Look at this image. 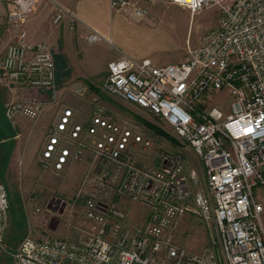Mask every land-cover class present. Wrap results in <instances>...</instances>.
Returning <instances> with one entry per match:
<instances>
[{
    "label": "built area",
    "instance_id": "2783aa9c",
    "mask_svg": "<svg viewBox=\"0 0 264 264\" xmlns=\"http://www.w3.org/2000/svg\"><path fill=\"white\" fill-rule=\"evenodd\" d=\"M5 1L13 31L0 57V77L9 87L40 91L56 103L54 54L45 41L27 43L22 29L40 0ZM47 1L54 7V26L66 18L70 30L82 23L71 10ZM163 4L192 15L213 6L220 19L181 63L155 66L119 51L107 65L102 91L169 128L191 150L200 171L189 169L182 153L168 150L145 163L152 139L110 115L96 99L86 122L61 104L39 158L55 173L85 165L75 195L84 205L85 226L74 240L29 231L11 254L13 264H264V210L254 196V190L264 194V0H110L109 8L140 23ZM86 40L107 41L91 28ZM85 90L81 86L73 93L81 96ZM223 90L231 99L228 115L202 99ZM44 111L41 101L4 104L10 122H35ZM122 195L147 208L141 226H132L114 204ZM64 204L57 202L56 209ZM9 213L0 180V250ZM187 215L213 223L211 248L192 253L175 243L174 232Z\"/></svg>",
    "mask_w": 264,
    "mask_h": 264
},
{
    "label": "rangeland",
    "instance_id": "374dc122",
    "mask_svg": "<svg viewBox=\"0 0 264 264\" xmlns=\"http://www.w3.org/2000/svg\"><path fill=\"white\" fill-rule=\"evenodd\" d=\"M223 1L230 2L231 0ZM84 4L86 6L83 7L84 14L82 15L86 23L99 28L107 41L88 43L86 27L79 22L75 24L71 32L73 42L68 48L70 58L75 70L86 71L93 78V83L85 80L86 83L79 84L86 85L83 95L72 96L84 98L85 100L82 99L83 107L89 103L91 110L95 104L94 99H96L99 104L110 109L108 111L110 115L140 127L145 136L153 141V147L149 155L145 157L147 160L144 161L148 165L153 162L157 153L168 150L182 153L187 157L189 169L199 172L198 160L184 143L175 138L169 128L160 124L156 118L147 120L139 111L114 101L102 91V85L107 77V65L111 60L118 58L119 51L136 60L147 59L155 66L185 61L187 49L199 47L208 32L217 27L220 19L218 9L210 6L192 15L186 9L163 4L153 9L148 21L138 23L123 16L110 15L109 12L106 15L102 12L101 17L104 5L100 1L93 0L91 3ZM7 19L8 5L5 0H0V37H5L8 33ZM6 46L5 43V48ZM48 46L51 47L50 43ZM3 54L2 52L0 57ZM58 94L59 90L56 93L59 100ZM202 99L209 101L211 106L217 107L224 115L230 114L231 99L226 90L214 92L211 95L204 93ZM83 107L77 110L80 115L79 121H82L81 118L85 114ZM49 122V114H44L39 124L33 128L30 125L28 156H31L32 150L36 155ZM38 164L30 170L27 176L22 177L14 192L8 193L13 220L10 229L8 228L6 240L4 239L3 250H0V264H8V250H13L20 240L33 229L37 232L41 229L38 233H46L56 238L74 240L80 234L79 228L85 226L84 205L75 200L85 165L77 164L62 173H55L50 168H43L40 162ZM25 167L26 163L23 168ZM254 196L262 204L264 210V194L259 190H254ZM59 201L65 204L57 210L56 203ZM114 204L127 213L128 222L132 226H141L145 222L148 210L142 205L129 201L123 195L115 200ZM262 221L264 223V211ZM68 223L72 228L68 229L65 226ZM44 224L46 228H49L48 230H43ZM174 240L177 245L189 252L201 253L211 248L216 240L215 227L211 222L187 215L179 222L174 232Z\"/></svg>",
    "mask_w": 264,
    "mask_h": 264
},
{
    "label": "crops",
    "instance_id": "0c3cea01",
    "mask_svg": "<svg viewBox=\"0 0 264 264\" xmlns=\"http://www.w3.org/2000/svg\"><path fill=\"white\" fill-rule=\"evenodd\" d=\"M55 1L59 3L62 7L71 10L82 22L81 24L86 27L88 34H89V28H91L103 36L100 29L86 23V20L83 18L82 15L84 14L83 7L86 6V4L84 3H91V1L93 0H55ZM94 1L97 2L100 1L104 5L101 10V17H102V12L104 13V15H106L108 12L110 13V15H112L109 8L110 0H94ZM54 12L55 11L52 3H50L47 0H40L34 6V9L30 13L27 20L25 21L24 25L22 26L23 27L22 29L25 32L26 35L25 41L27 43L36 44L45 41L47 44L50 43L51 50L53 48L52 52L54 54V59L57 68L56 78L58 84L57 92L59 90V94H58L59 100H57L56 103H53L49 101L46 94L36 90H30L25 92L18 91L13 87H9L5 83V81L0 77V180L4 183L7 192L9 194L10 192L15 191V187L17 183L21 181L23 176L25 175L27 176L28 173H30V170L35 168V165L37 166L39 165L38 162H40L39 159L40 151L46 142V134L48 132V129L57 120L60 111V105L63 104L65 106H70L74 110V113L76 114L77 118H79L80 115L78 114L77 110L81 106L83 107L82 99L84 98L73 97L72 95L77 96L75 93H73V91L78 86H81L79 84L83 82L86 83L85 80H88L90 81V83L91 82L93 83V78L90 75H88L86 71L75 70V66L72 62V59L70 58V53L68 48L70 44L73 42V40L71 39L72 36L71 32L73 30L69 29L68 26L69 19L66 18L59 25L54 26L52 24V18L54 16ZM8 15H9V7H8ZM12 31L13 28H10L8 26V33L7 35H5L6 39H4L5 38L4 36L0 37V43L2 44V45L0 44V54L2 52L3 53L5 52L6 49L5 43L7 45L10 42V33ZM84 87H86V85H84ZM110 98L120 103L117 99L113 97ZM22 99L41 101L45 103V111L37 121L32 122L25 118H18L16 121L10 122L6 119L4 113V104L11 100L19 101ZM84 106L85 107L83 108H85L84 111L85 114L84 116H82L81 119L83 122H86L89 119L92 110L89 103H87V105ZM128 107L133 108L131 106ZM106 108L108 109L107 111H110L108 107ZM44 114H49L50 124H48L49 126L45 128L46 131L38 147L36 155L34 154V150H32L31 156L30 155L28 156V154L30 153V149H29V136L31 132L30 128L31 127L33 128L34 126L39 124V122L43 119ZM24 163H26L25 168H23ZM9 202H10V198H9ZM11 208L12 206L10 203V213H9V221H8L9 227L7 224L5 237H4L5 240L8 235V228L10 229L13 220ZM45 226L46 225L44 224L43 225L44 231L45 229L46 230L49 229L46 228ZM39 230L41 231V229ZM18 244L13 250L10 251L8 250L9 253L8 264H13V258L11 254L15 251Z\"/></svg>",
    "mask_w": 264,
    "mask_h": 264
}]
</instances>
